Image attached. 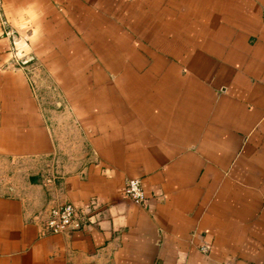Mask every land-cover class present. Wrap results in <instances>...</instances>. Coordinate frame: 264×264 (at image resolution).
<instances>
[{
    "label": "crops",
    "instance_id": "0c3cea01",
    "mask_svg": "<svg viewBox=\"0 0 264 264\" xmlns=\"http://www.w3.org/2000/svg\"><path fill=\"white\" fill-rule=\"evenodd\" d=\"M0 264H264V0H0Z\"/></svg>",
    "mask_w": 264,
    "mask_h": 264
},
{
    "label": "built area",
    "instance_id": "2783aa9c",
    "mask_svg": "<svg viewBox=\"0 0 264 264\" xmlns=\"http://www.w3.org/2000/svg\"><path fill=\"white\" fill-rule=\"evenodd\" d=\"M33 62V58L22 59L19 67H24ZM122 197L137 205H145L147 202L146 192L137 179L127 181ZM94 210L92 207L79 210L73 204L64 202L60 204H46L34 216L42 234H70L89 222Z\"/></svg>",
    "mask_w": 264,
    "mask_h": 264
},
{
    "label": "rangeland",
    "instance_id": "374dc122",
    "mask_svg": "<svg viewBox=\"0 0 264 264\" xmlns=\"http://www.w3.org/2000/svg\"><path fill=\"white\" fill-rule=\"evenodd\" d=\"M43 89H42V91H46V92H48V94L49 93H52L53 94V96H54V100H52V99H50V95H45V94H43L41 97H42V100H43V103H44V105L45 106H47L48 105V107L49 108H47V109H49L50 111H53L54 113L55 112H59L60 110V108H61V106H58V103H60V100H59V98L57 97V93L55 92V90L53 89V87L51 86V84H49L48 82H46V81H44L43 80ZM52 102V103H51ZM49 117L51 118L52 117V115H51V113H49ZM51 122L53 123V122H58V121H52L51 120ZM76 145H77V141H73ZM79 152V149H73L71 152H69V153H65L64 155H62V156H65L64 157V159H65V162L66 161H68V159L69 158H73L74 156H78L80 153H78ZM63 164V160H56V162L54 163V167L55 168H57V166H61ZM47 178V177H46ZM45 178V179H46Z\"/></svg>",
    "mask_w": 264,
    "mask_h": 264
}]
</instances>
